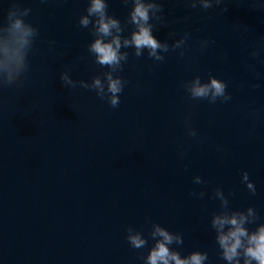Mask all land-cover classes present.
Masks as SVG:
<instances>
[{"label": "water", "instance_id": "water-1", "mask_svg": "<svg viewBox=\"0 0 264 264\" xmlns=\"http://www.w3.org/2000/svg\"><path fill=\"white\" fill-rule=\"evenodd\" d=\"M18 2L31 8L26 20L39 35L25 84L0 90V264H144L154 241L133 249L127 229L147 236L152 222L183 233L184 244L172 245L182 255L199 249L208 252L206 264H225L211 227L220 207L215 189L223 188L234 209L254 205L264 220V52L251 56L264 44V9L256 7L264 0H229L226 13L223 4L204 11L163 0L170 23L153 34L171 44L190 32L188 51L158 63L128 49L120 73L128 84L117 108L60 80L67 68L88 81L106 70L95 64L93 36L78 23L87 0ZM11 6L0 0V21ZM131 7L109 0L122 22ZM205 39L215 43L201 51ZM209 74L228 81L231 101L192 100L181 87ZM189 114L199 139L187 134ZM244 171L255 196L241 182ZM197 175L206 183H194Z\"/></svg>", "mask_w": 264, "mask_h": 264}, {"label": "clouds", "instance_id": "clouds-1", "mask_svg": "<svg viewBox=\"0 0 264 264\" xmlns=\"http://www.w3.org/2000/svg\"><path fill=\"white\" fill-rule=\"evenodd\" d=\"M127 7L132 5L126 21L109 12V0H87V8L79 17V26L88 29L93 36L88 44V52L94 58L95 64L106 69L100 74L92 77L91 81L85 79H73L71 68L61 72L60 80L65 88L90 89L96 95L107 101L112 108L119 107L121 93L124 91L128 80L120 75L125 64L130 59L128 49L134 51L131 55L136 58L144 56L147 52L148 58L155 62H163L169 52L179 51L181 59L188 51V41L192 38L190 32H184L179 39L171 44L159 40L153 33L154 29L160 26L167 27L170 23L164 15L163 0H120ZM229 0H184V3L193 9L199 8L204 11L219 7L221 11H228ZM257 8L264 9V5H257ZM31 8L21 7L18 0H12V6L8 9L6 22L0 21V90L7 87L23 86L31 70L30 55L34 51V44L39 35V29L26 20L31 13ZM189 20V17H185ZM131 31L125 34L128 27ZM237 29L240 24L235 25ZM244 30L248 27L245 25ZM175 36V33H169ZM264 41V37H261ZM214 40H200L201 51L206 50ZM54 45L55 41H49ZM264 52V44L251 52V56L259 57ZM83 57H77V62ZM227 59V57H225ZM264 63V60L261 61ZM247 70L256 73L255 65L246 64ZM181 87L192 100H206L210 104L217 101L227 103L233 99L232 94L227 90L228 81L209 74L207 80L200 75L190 80L183 81ZM241 88L243 85L240 86ZM253 88L260 85L254 84ZM253 125H255L258 113L253 110ZM187 134L190 137L199 139L197 129L191 127V115L184 119ZM218 150H223L218 146ZM188 165H185L187 169ZM248 171L242 174L241 182L244 183L252 196L257 193L255 182L250 178ZM196 184H204L206 181L202 176L193 178ZM232 195L235 193L232 192ZM191 195L198 198L205 196L204 191L193 190ZM213 199L219 200L220 207L212 213L211 227L215 231V241L220 250V258L225 264H264V220L257 212L254 205L246 209H234L230 207L229 197L225 195L222 187H217L213 193ZM255 225L254 228L249 227ZM149 238L152 244L148 254L142 256L144 264H206L209 260L207 251L199 249L182 255L178 248L172 245H183L184 235L182 232H173L166 226L152 222L151 229L146 236L142 229L129 226L127 229V241L131 248L142 250L148 247Z\"/></svg>", "mask_w": 264, "mask_h": 264}]
</instances>
